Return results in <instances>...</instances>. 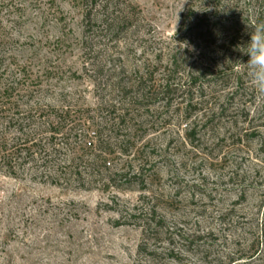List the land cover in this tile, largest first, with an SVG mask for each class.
<instances>
[{
	"label": "rangeland",
	"instance_id": "obj_1",
	"mask_svg": "<svg viewBox=\"0 0 264 264\" xmlns=\"http://www.w3.org/2000/svg\"><path fill=\"white\" fill-rule=\"evenodd\" d=\"M113 1L123 30L0 0V107L68 110L111 152L0 166V264H264V0Z\"/></svg>",
	"mask_w": 264,
	"mask_h": 264
},
{
	"label": "trees",
	"instance_id": "obj_2",
	"mask_svg": "<svg viewBox=\"0 0 264 264\" xmlns=\"http://www.w3.org/2000/svg\"><path fill=\"white\" fill-rule=\"evenodd\" d=\"M84 9V22L107 31L123 30L126 26V14L113 0H81ZM94 22V23H93ZM92 30H86L89 34ZM4 109V110H3ZM9 110V112H8ZM0 107V166L7 175L16 177L15 170L32 165L35 168L54 170L60 175L78 176L82 165L95 169L99 162L108 163L103 155L109 143L105 140V128L96 125L92 132L95 142H88L89 134H82L76 121L68 126L71 113L65 109H51L50 114L41 113L38 106L25 112H11L14 108ZM53 114V115H52ZM115 128V127H114ZM110 130L117 134V130ZM10 131L16 136H10ZM114 134V135H115ZM58 142V143H57ZM88 145L89 149H86ZM87 168V169H88ZM80 176V175H79Z\"/></svg>",
	"mask_w": 264,
	"mask_h": 264
}]
</instances>
